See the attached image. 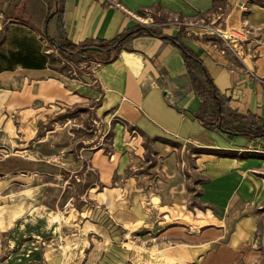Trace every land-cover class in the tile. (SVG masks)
<instances>
[{
    "label": "crops",
    "instance_id": "1",
    "mask_svg": "<svg viewBox=\"0 0 264 264\" xmlns=\"http://www.w3.org/2000/svg\"><path fill=\"white\" fill-rule=\"evenodd\" d=\"M60 1L57 15L58 0H44L40 8L35 7L36 0H0V22L39 32L40 15L49 18L54 12L51 36L79 46H99L138 32L134 15L159 12L176 25L155 30L162 37L134 35L113 62L98 64L75 84L48 66L0 71V179L5 180L0 183V220L12 223L36 209L58 208L71 196L74 184L90 195L112 181L116 171L122 174V165L118 172L111 160L98 162L96 150L82 148L79 155L71 141L64 145L63 134L71 135V130L55 117L100 95L97 115L120 120L144 138L202 152L197 158L204 178L202 199L219 211L220 223H230L233 248L210 241L211 252L201 261L236 264L246 259V246L264 257V178L257 173L264 169V136L238 134L251 129L252 121L264 126V46L255 45V59L237 62L218 50L217 57L212 52L215 46L203 41L199 30L202 22L215 16L216 4L235 13L241 0H117L124 10L104 0ZM250 19L254 27L263 26L264 11H254ZM186 58L192 59L193 67L202 66L199 70L209 76L223 100L227 130L204 126V121H211L214 105L205 115L206 100L195 89ZM16 119L30 122L26 127L30 133L23 139L8 133L10 121ZM42 121L44 134L39 135L33 125ZM49 122L51 127L45 128ZM241 122L247 125L237 129ZM222 227L216 231L225 233Z\"/></svg>",
    "mask_w": 264,
    "mask_h": 264
},
{
    "label": "rangeland",
    "instance_id": "2",
    "mask_svg": "<svg viewBox=\"0 0 264 264\" xmlns=\"http://www.w3.org/2000/svg\"><path fill=\"white\" fill-rule=\"evenodd\" d=\"M43 3L44 0H36L35 7L40 8ZM258 10L264 11V0H241L235 13L221 2L216 4L215 16L204 21L214 33H207L201 23V39L215 46L212 52L217 57L221 54L237 62L246 57L255 59V45L264 46V25L254 27L250 21ZM138 17L140 27L157 32L176 25V21L159 12ZM47 19L48 15H40L39 32L0 22V71L8 67L4 57L31 52L35 56L46 55L47 65L75 84L104 63L106 56L60 50L55 44L60 46L64 39L51 36L52 19L49 23ZM180 27L184 29L183 25ZM221 35L232 40L226 42ZM197 69L195 80L204 82ZM204 94V114L209 115L213 102ZM101 104L102 96L96 95L92 103L54 116L71 130V135L63 134L64 145L71 141L72 149L79 155L82 148L96 150L93 152L98 153V162L111 160L115 167L119 166L118 172L122 165V174L116 171L112 181L99 185L90 195L82 185L74 184L69 190L71 196L58 208L36 209L12 223L0 220V264H206L201 256L211 252L210 241H221L231 251L230 223H220L219 211L202 199L204 178L197 163L202 152L144 138L120 120L97 115L96 108ZM21 120H11L8 133L23 139V134L30 133V122ZM43 124L44 121L33 125L39 135L44 134ZM246 125L241 122L236 128ZM257 173L264 178V169ZM219 225L225 233L216 231ZM245 251L246 259L236 264H264V257H258L256 250L249 252L246 246Z\"/></svg>",
    "mask_w": 264,
    "mask_h": 264
},
{
    "label": "trees",
    "instance_id": "3",
    "mask_svg": "<svg viewBox=\"0 0 264 264\" xmlns=\"http://www.w3.org/2000/svg\"><path fill=\"white\" fill-rule=\"evenodd\" d=\"M59 1V6H58V12L56 13L57 15L60 13L61 8H60V0ZM26 23V22H25ZM139 31L135 32L131 35H129L125 40L121 41L125 35L119 36L116 39H113L112 41H107V42H102L101 45H99V48H101L104 52L102 54L100 53H95V52H87L86 55L88 56H106V60L102 64H109L113 62L117 58V54L119 49L131 38L134 37V35H141L145 33H150L152 35H155L156 37H162L161 34L157 33L155 30L152 29H146L143 27H139ZM168 41V40H167ZM174 41H176L174 39ZM117 46L115 50H110V48ZM60 50L67 52V53H74L78 54L82 48H86V46H79L75 45L71 42L64 41L63 43L60 44ZM94 47V45H93ZM110 50V51H109ZM193 57H195L193 54H191ZM196 58V57H195ZM5 60H7L8 67L6 70L12 71L14 70L17 66H22L25 69H44L47 65L48 62V57L46 55L42 56H35L33 53L29 52L27 54H24L23 52H16L12 53L10 57L6 58L4 57ZM192 59L186 58V63L188 65L189 72L192 76V80L194 82V86L196 91L198 92V95L202 98H205V94L207 93L209 98L212 100L213 105H214V111L211 116V121L206 122L204 121V126L210 130V131H218V130H227L225 128L224 122H223V116H224V102L220 98L219 94L215 90V87L206 73L200 69L201 75L204 77L205 81H196L194 78V73L195 70H198L197 67H193V64H191ZM195 63L198 64L197 61ZM49 67V66H48ZM199 67V66H198ZM202 68V66L200 65ZM199 67V68H200ZM51 68V67H50ZM239 135L245 136V137H251V138H260L264 136V126H257L255 122L252 121V127L249 130L245 131H238Z\"/></svg>",
    "mask_w": 264,
    "mask_h": 264
},
{
    "label": "built area",
    "instance_id": "4",
    "mask_svg": "<svg viewBox=\"0 0 264 264\" xmlns=\"http://www.w3.org/2000/svg\"><path fill=\"white\" fill-rule=\"evenodd\" d=\"M104 1H106L109 5H111V6L115 7V8H118V9L124 10V8L122 7V5H121L117 0H104ZM133 18H134L138 23L140 22V20H139L140 18L138 17V15H134ZM202 23H203V25H205V22H202ZM203 28L206 30L207 33H210V32H211V33H214L213 28H212L211 26H209V25H205ZM217 33H219V32H217ZM221 38H222L223 40H225L226 42L232 40V39H231L229 36H227V35H221Z\"/></svg>",
    "mask_w": 264,
    "mask_h": 264
},
{
    "label": "water",
    "instance_id": "5",
    "mask_svg": "<svg viewBox=\"0 0 264 264\" xmlns=\"http://www.w3.org/2000/svg\"><path fill=\"white\" fill-rule=\"evenodd\" d=\"M54 16V12L53 13H51L50 14V16H49V18H48V20H47V23L51 20V18ZM47 25H46V32H47ZM128 36H126V37H124L121 41H123V40H125L126 38H127ZM55 46H57L58 48H61L59 45H57V44H55ZM117 48V46H114V47H112V48H110V50L112 51V50H115ZM109 50V51H110ZM81 52H95V53H100V54H102L104 51L101 49V48H99V47H86V48H82L81 50H80Z\"/></svg>",
    "mask_w": 264,
    "mask_h": 264
}]
</instances>
